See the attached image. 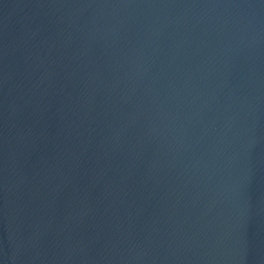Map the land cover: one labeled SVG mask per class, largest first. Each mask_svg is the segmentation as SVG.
I'll list each match as a JSON object with an SVG mask.
<instances>
[{"label":"water","instance_id":"95a60500","mask_svg":"<svg viewBox=\"0 0 264 264\" xmlns=\"http://www.w3.org/2000/svg\"><path fill=\"white\" fill-rule=\"evenodd\" d=\"M0 264H264V0H0Z\"/></svg>","mask_w":264,"mask_h":264}]
</instances>
